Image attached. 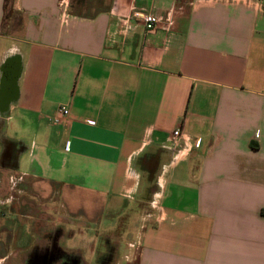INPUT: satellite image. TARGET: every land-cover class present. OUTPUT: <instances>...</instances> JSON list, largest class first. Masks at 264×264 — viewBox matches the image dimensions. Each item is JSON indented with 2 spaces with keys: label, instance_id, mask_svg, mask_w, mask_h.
<instances>
[{
  "label": "crops",
  "instance_id": "1",
  "mask_svg": "<svg viewBox=\"0 0 264 264\" xmlns=\"http://www.w3.org/2000/svg\"><path fill=\"white\" fill-rule=\"evenodd\" d=\"M134 201L135 264H264V0H0V264H95Z\"/></svg>",
  "mask_w": 264,
  "mask_h": 264
},
{
  "label": "rangeland",
  "instance_id": "2",
  "mask_svg": "<svg viewBox=\"0 0 264 264\" xmlns=\"http://www.w3.org/2000/svg\"><path fill=\"white\" fill-rule=\"evenodd\" d=\"M15 184L17 188L22 189L20 185L25 184V179L17 181ZM22 196V193L20 195L14 193L12 202L15 200L19 202V198L21 197L22 199ZM26 203V205L29 206L30 202L26 201ZM21 210L22 212H26L24 208L20 209V211ZM147 212L148 208L143 202L134 201L132 208H129L125 213L121 214L119 218H111L112 222L109 224L110 226L94 230L86 240L87 245L85 252L87 254V259L92 262L95 260V264H126L127 260L128 264H135L137 244L135 243L134 233L135 231L137 232V230H134V224L140 222ZM39 214H41V212H39ZM31 230L32 229H27L28 233L26 229L24 230L23 234L25 238H27L26 235L28 236V234H31ZM55 250L57 249L51 248V252ZM73 251L84 252L83 249H74ZM89 251L94 252L95 259L92 258V254H90Z\"/></svg>",
  "mask_w": 264,
  "mask_h": 264
},
{
  "label": "built area",
  "instance_id": "3",
  "mask_svg": "<svg viewBox=\"0 0 264 264\" xmlns=\"http://www.w3.org/2000/svg\"><path fill=\"white\" fill-rule=\"evenodd\" d=\"M134 15L140 20H142L146 30H152L159 21L157 15L143 10L135 11ZM68 113H69L68 107L65 104H61L57 106L54 114L49 119L52 123L59 124L64 120L65 117H67ZM169 141L172 147H174V149L179 143L184 144L185 148L188 147L187 140L182 137L181 130L179 127L175 128L172 131Z\"/></svg>",
  "mask_w": 264,
  "mask_h": 264
},
{
  "label": "water",
  "instance_id": "4",
  "mask_svg": "<svg viewBox=\"0 0 264 264\" xmlns=\"http://www.w3.org/2000/svg\"><path fill=\"white\" fill-rule=\"evenodd\" d=\"M7 69H6V72H7V74H6V76H5V79L7 80V81H10L11 80V74L13 73V67H12V65H7V67H6ZM5 95V94H4Z\"/></svg>",
  "mask_w": 264,
  "mask_h": 264
}]
</instances>
